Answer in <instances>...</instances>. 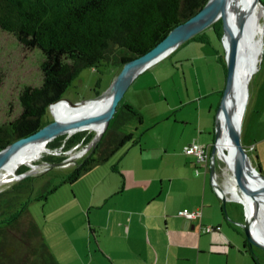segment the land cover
Returning <instances> with one entry per match:
<instances>
[{"label": "rangeland", "instance_id": "374dc122", "mask_svg": "<svg viewBox=\"0 0 264 264\" xmlns=\"http://www.w3.org/2000/svg\"><path fill=\"white\" fill-rule=\"evenodd\" d=\"M261 1L264 3V0ZM261 23L264 26V15L261 18ZM221 29L223 33L222 22ZM203 32L206 33L205 41L204 39H192L184 43L181 48L179 47V50L176 52L174 50L176 54L173 52V55L169 54L151 65L145 70L150 71L140 75L141 78L138 82L135 81L131 86L132 89L139 86L144 87L149 99L148 109L145 112V123L139 128L145 132L141 144L148 149L150 155L162 146L169 147L171 145L176 149L180 145H186V142L190 140L189 130L183 135L184 127L180 128L178 135L173 136L176 121L181 122L184 114L189 113L183 106V101H186L188 97L187 79L192 89V96L198 98L201 95L200 89L203 93L202 99L194 104V109L195 105L202 102L203 113L206 115L210 107L207 104L213 99L218 100L211 119L202 122V128L209 127L213 123L212 131L215 130L218 103L221 102L222 96L206 94L213 88L221 86L220 90H224L226 79L222 64L218 62V55L225 51L222 41H218L214 30L207 28ZM261 36L264 41V33L261 32L259 37ZM41 61V52L24 49L14 36L0 29V71L3 75L0 89V124H5L20 116L22 109L19 95L24 87H37L42 83ZM184 68L187 77L184 74ZM153 74L158 77L157 82L153 79ZM116 75L117 71L111 68H86L72 81L63 94V99L74 104L95 99L107 91ZM174 79L176 83H174ZM141 80L144 81L140 82ZM122 103H125V97ZM173 106L183 108L169 112ZM143 109L145 110L146 106ZM196 113L195 111L190 117L195 122L193 126L197 127L198 116ZM167 114H171L169 119L166 117ZM164 116L165 119H159ZM242 119V144L247 149L253 165L264 175V53L260 56L258 67L249 79L248 101ZM53 120L54 116L49 110L44 121L50 123ZM134 128V124L128 123L125 130L133 131ZM212 131L210 135L207 133L203 136L204 144L210 145L213 150L215 133ZM77 133L92 134L93 139L87 145L80 142L66 146L68 139L75 133L71 136L66 135V139L60 140L55 146L51 147L49 142L47 143L48 150L44 151L42 156L34 162L36 167L22 165L17 170L19 175H21L20 171L32 170L33 175L18 178L16 174V178L12 181L1 184L0 193L5 190L11 191V187L29 178L34 191L32 193L23 191L18 194L19 196L10 210H7L6 204L11 202L9 198L15 193H4L0 197V209L2 213L6 212L7 214L17 211L22 204L27 206L42 232H45V240L48 245L52 246L59 264H113V251L120 252L119 257H125L123 254V249L126 248L125 238H113L112 234H106L105 231L96 229L94 227L95 216L103 215L102 207L108 206L105 199V196L109 194L108 186L113 182V185H118L121 188L123 179L118 172L113 170V166L117 165L119 158L129 147H132V144L127 143L108 161L92 168L71 182L70 175L83 164L85 157L93 148L92 143L97 135L95 130L88 129ZM257 146L258 155L254 151ZM138 147L134 146L131 149ZM217 171L220 173L218 183L226 190L231 184L230 181L234 173L221 160L220 155H217ZM1 174L2 170H0ZM236 186L239 194L243 196L238 181ZM38 195H44V197L38 198ZM227 197L233 198V195L227 192ZM226 205L229 215L233 211L232 209H237L240 213L244 211L246 217L244 203L228 200ZM230 216H228V220L236 222ZM257 223L264 231V220L259 217ZM126 227L127 224L124 223V226L118 229V233L124 234ZM240 229L245 235L243 229L241 227ZM254 253L257 262L261 261L260 264H264V249L254 246ZM247 259L248 264H257L251 258L247 257Z\"/></svg>", "mask_w": 264, "mask_h": 264}, {"label": "trees", "instance_id": "16d2710c", "mask_svg": "<svg viewBox=\"0 0 264 264\" xmlns=\"http://www.w3.org/2000/svg\"><path fill=\"white\" fill-rule=\"evenodd\" d=\"M208 1L0 0V29L14 36L24 49L38 50L42 54V83L37 87H24L19 95L20 116L0 124V151L47 125L44 118L50 106L63 99V94L82 70L106 67L118 74L126 63L154 49ZM221 22L209 27L219 42L223 35ZM205 37L206 33L202 32L192 39L205 41ZM219 57L227 74L225 52ZM2 83L0 71V89ZM132 122L140 125L144 119L132 106L120 104L103 138L69 180L75 181L108 161L127 143L140 144L141 135H135L136 128L125 130ZM66 137L54 139L50 146ZM92 139V134L76 133L68 139L66 146L80 142L87 145ZM117 166H113V170L119 172ZM24 172L20 171V174ZM29 181L26 178L11 187V191L0 193V197L7 192L15 193L9 198L10 203L6 201L7 210L14 206L18 194L34 191ZM253 260L258 263L256 258ZM0 264H59L41 228L23 204L17 211L7 214L0 209Z\"/></svg>", "mask_w": 264, "mask_h": 264}, {"label": "crops", "instance_id": "0c3cea01", "mask_svg": "<svg viewBox=\"0 0 264 264\" xmlns=\"http://www.w3.org/2000/svg\"><path fill=\"white\" fill-rule=\"evenodd\" d=\"M180 48L178 47L175 52ZM219 55L218 62H220ZM183 71L187 77L186 69L184 68ZM223 74L226 79L224 67ZM140 75L135 79L136 82L141 78ZM153 76L157 82L158 77L156 74ZM174 83H176L175 79ZM221 87L213 88L206 95L222 96ZM144 89L142 86L135 89L130 87L125 95V103L121 102V104L132 106L142 115L145 123L149 99ZM187 89L188 97L186 101H182L189 113L184 114L181 122L176 121L173 136L178 135L180 128L184 127L183 135L189 130L190 140L186 145L195 142L206 145L203 134H211L213 123L209 127L202 128V122L213 116L218 100L213 99L207 104L210 106L209 111L204 115L202 102L195 105L194 109V104L203 97L202 90L200 89L201 95L198 98L192 96L188 79ZM219 105L220 102L218 107ZM182 108L173 106L169 112ZM195 111L198 116L197 127L193 126L195 122L190 117ZM166 117L169 119L171 114H167ZM166 117L159 119L163 120ZM132 124L136 128H134L135 135H141L140 144H132V147H139L136 149L129 147L117 161L118 173L123 179L122 186L120 188L118 185H113V182L108 186L109 194L105 196L108 206H101L104 210L103 215L95 216L96 229L112 234L113 238H125L126 248L123 249L125 257H119L120 252L113 251V264H231V262L248 264L247 257L253 260L248 253L246 236L237 224L244 222L246 218L244 211L240 213L239 210L232 209L231 216L229 215L227 205L213 185L211 164L206 167L199 164L194 156L185 154L186 145H180L176 149L171 145L162 146L150 155L148 149L141 144L145 133L139 128L142 124L136 122ZM212 132L215 133V130ZM207 146L210 149L209 163H212L214 149L212 150L210 145ZM254 151L258 155V146ZM186 209L201 210L202 217L189 220L180 214ZM228 216L236 222H230ZM124 223L127 224L125 232L119 234L118 229L124 226ZM202 226L217 230L207 234L202 231ZM43 233L46 239V234ZM49 246L54 252L52 246ZM260 263L261 261L257 264Z\"/></svg>", "mask_w": 264, "mask_h": 264}, {"label": "water", "instance_id": "95a60500", "mask_svg": "<svg viewBox=\"0 0 264 264\" xmlns=\"http://www.w3.org/2000/svg\"><path fill=\"white\" fill-rule=\"evenodd\" d=\"M258 2L264 6L261 0H258ZM219 20H221L223 24L222 44L225 51L227 75L226 85L217 111L214 155L216 151L220 154L218 146L222 134L221 114L226 110L227 127L229 130L228 134L232 147V154L236 159L235 166L231 170L238 178L243 193L246 194V196H248V198L255 205V212L250 215L247 204H245L242 200H237L244 203L246 212V221L243 223L237 222V224L243 229L247 242H249L252 246L264 249V243H262L255 235V232L258 230L256 228V224L258 218L260 217V209L264 206V189L258 185L261 182H264V175L253 165L247 149L241 141L242 118L248 101L249 81L246 85L245 94H237L236 78L239 67V48L237 39L235 38L231 27L227 0H209L195 16L175 27L154 49L144 56L126 63L104 94L95 99L75 104L68 102L65 99H61L60 101L52 104L50 106V110L54 116V120L52 122L42 127L34 134L9 144L0 151V170L4 168V166L17 152L33 142L41 141L47 144L60 136H71L79 131L86 130L84 128H87L88 126L103 124L104 129L102 131L99 132L94 129L97 132V135L94 137L92 147H95L103 138L106 130L109 128L112 120L118 112L122 100L129 88L133 85L135 79L151 65L168 56L178 47L190 41L192 38L196 37ZM105 99L110 101L108 105L98 113L88 116H80L67 121H60L53 111V108L60 103H67L70 107L77 108L78 106L88 102L101 101ZM215 163L216 162L214 161L212 165L215 166ZM36 166L37 165L34 164L30 167L33 168ZM211 172L214 175L216 173V168H213ZM31 175H33V171L29 170L21 175L17 174V177L24 178ZM216 187L219 191L223 192L221 187ZM222 199L224 204H226L228 198L224 192Z\"/></svg>", "mask_w": 264, "mask_h": 264}, {"label": "bare ground", "instance_id": "6f19581e", "mask_svg": "<svg viewBox=\"0 0 264 264\" xmlns=\"http://www.w3.org/2000/svg\"><path fill=\"white\" fill-rule=\"evenodd\" d=\"M227 7L231 27L239 48V67L236 78L237 94L244 95L251 73L253 75L260 62V56L263 54L264 41L263 37H259V35L261 32L264 33V26L261 23V18L264 15V6L261 5L258 0H227ZM109 101L110 100L105 99L88 102L77 108H72L67 103H60L53 108V111L60 121H67L80 116L98 113L108 105ZM221 124L222 134L218 146L220 158H223L222 161L228 165V168L232 169L235 166L236 159L232 154L226 110L221 114ZM84 129H95L100 132L104 129V125L95 124ZM47 145L48 144L45 142L37 141L25 146L17 152L2 169L0 185L16 178L17 170L22 165H34V162L42 156L43 152L48 150ZM237 181L239 182L234 174L230 181L231 184L228 185L225 191L232 194L234 199L242 200L247 204L251 215L255 212V205L246 194L243 193V196L239 194L236 188ZM258 185L264 189V182ZM260 218L264 220V206L260 209ZM256 228L258 230L255 232V235L264 243V231H262L258 223L256 224Z\"/></svg>", "mask_w": 264, "mask_h": 264}, {"label": "built area", "instance_id": "2783aa9c", "mask_svg": "<svg viewBox=\"0 0 264 264\" xmlns=\"http://www.w3.org/2000/svg\"><path fill=\"white\" fill-rule=\"evenodd\" d=\"M184 153L190 156H194L197 159V162L201 165H205L206 167L208 165H210V169L212 170L213 168H216V163L215 166H213L212 164L214 163V161L212 163H209V159H210V149L209 146L207 145H203L199 142H195L192 143L190 145H188L185 149H184ZM216 155H220L218 151H216ZM212 182L213 184L216 186H219V173L216 172L213 177H212ZM217 192L219 193V195L221 197H223V193L221 191H219L216 187ZM182 216L187 217L189 220H193V219H198L202 217V212L201 210L198 211H189V210H184L180 213ZM202 231L204 233L210 234L214 231L213 227H204L202 226Z\"/></svg>", "mask_w": 264, "mask_h": 264}, {"label": "flooded vegetation", "instance_id": "af4514ba", "mask_svg": "<svg viewBox=\"0 0 264 264\" xmlns=\"http://www.w3.org/2000/svg\"><path fill=\"white\" fill-rule=\"evenodd\" d=\"M218 22V21H217ZM92 150V149H91ZM90 150V151H91ZM222 160V159H221ZM217 172V171H216ZM246 244H247V249H248V253H250V255L252 256V258H256L255 257V253H254V246H252L249 242H247V239H246Z\"/></svg>", "mask_w": 264, "mask_h": 264}, {"label": "clouds", "instance_id": "9594fccd", "mask_svg": "<svg viewBox=\"0 0 264 264\" xmlns=\"http://www.w3.org/2000/svg\"><path fill=\"white\" fill-rule=\"evenodd\" d=\"M214 161L216 162V171H217V155H216V153H215V155H214ZM218 172V171H217ZM219 173V172H218ZM220 174V173H219ZM219 181H220V178H219ZM214 185V184H213ZM215 186V185H214ZM219 187H221L220 186V184H219ZM216 188V187H215ZM222 188V187H221ZM222 190H223V192L225 193V195L227 196V192L225 191V189H223L222 188ZM222 192V193H223ZM218 193V192H217ZM219 194V193H218ZM220 196V195H219ZM221 197V196H220ZM222 198V197H221ZM228 198V200L229 199H233L234 201H237V199H234V198H229V197H227Z\"/></svg>", "mask_w": 264, "mask_h": 264}]
</instances>
